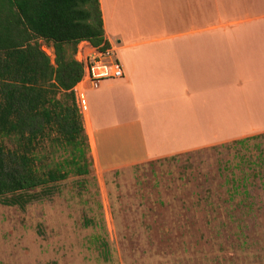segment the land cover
Wrapping results in <instances>:
<instances>
[{
  "label": "rangeland",
  "instance_id": "1",
  "mask_svg": "<svg viewBox=\"0 0 264 264\" xmlns=\"http://www.w3.org/2000/svg\"><path fill=\"white\" fill-rule=\"evenodd\" d=\"M52 139L46 169L72 157ZM83 149L87 174L0 201V264H264V138L110 171Z\"/></svg>",
  "mask_w": 264,
  "mask_h": 264
},
{
  "label": "crops",
  "instance_id": "2",
  "mask_svg": "<svg viewBox=\"0 0 264 264\" xmlns=\"http://www.w3.org/2000/svg\"><path fill=\"white\" fill-rule=\"evenodd\" d=\"M100 4L124 77L74 91L101 169L264 138V0Z\"/></svg>",
  "mask_w": 264,
  "mask_h": 264
},
{
  "label": "trees",
  "instance_id": "3",
  "mask_svg": "<svg viewBox=\"0 0 264 264\" xmlns=\"http://www.w3.org/2000/svg\"><path fill=\"white\" fill-rule=\"evenodd\" d=\"M40 41L52 46L53 61ZM81 42L109 47L100 0H0V201L6 206L25 208L35 190L89 172L81 164L88 138L74 91L84 73L75 58ZM47 138L56 148L70 146L71 159L39 165Z\"/></svg>",
  "mask_w": 264,
  "mask_h": 264
},
{
  "label": "built area",
  "instance_id": "4",
  "mask_svg": "<svg viewBox=\"0 0 264 264\" xmlns=\"http://www.w3.org/2000/svg\"><path fill=\"white\" fill-rule=\"evenodd\" d=\"M75 58L83 66L81 82L87 81L93 89L100 88L107 80H118L124 77L123 65L111 46L105 50H99L81 42ZM76 101L80 113L87 110L83 94H80Z\"/></svg>",
  "mask_w": 264,
  "mask_h": 264
}]
</instances>
